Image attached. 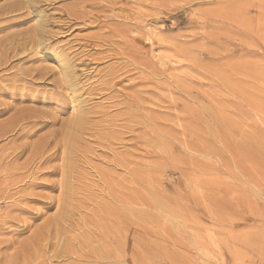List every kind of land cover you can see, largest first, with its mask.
<instances>
[{
	"label": "rangeland",
	"instance_id": "obj_1",
	"mask_svg": "<svg viewBox=\"0 0 264 264\" xmlns=\"http://www.w3.org/2000/svg\"><path fill=\"white\" fill-rule=\"evenodd\" d=\"M51 1L43 46L70 54L93 123L57 227L61 173L32 177L27 147L72 118L70 93L41 52L0 64V264H264V0ZM82 1L99 19L60 30ZM15 13L1 38L36 22Z\"/></svg>",
	"mask_w": 264,
	"mask_h": 264
},
{
	"label": "bare ground",
	"instance_id": "obj_2",
	"mask_svg": "<svg viewBox=\"0 0 264 264\" xmlns=\"http://www.w3.org/2000/svg\"><path fill=\"white\" fill-rule=\"evenodd\" d=\"M48 2H52L51 0H9L8 2L1 4L0 5V17L2 19V17L4 18V16H7V14L9 13H15V12H19L21 13L22 17H29V16H34L35 18V23L33 22V24L25 29H23L22 31H11L5 34L4 38H1L0 40V64L1 66H3L2 64L5 63L9 60V59H14V57L16 56H20L19 58H25V57H30L35 56V54H37V52H41V57L42 59H47V60H54L58 65V70H59V74L60 76L58 77V79L56 80V86H60L63 88H66V90H68L70 93L69 97L65 96L66 90L63 92L64 95H62V93H59L57 95V98H61V100H68L71 105L73 104V109L74 112H72V118L70 120H68V122H64L63 124H60V127L58 126V128L56 129H52L50 132L48 130V134L45 136H42L40 138L37 139L36 143L31 144L30 146L27 147V150L29 149L30 151V158L27 159V165L29 166L30 162H32V164L36 165V168L34 171L30 172L32 177L35 173L37 174L38 172H40L41 170L45 169L47 171V173H51V172H55L56 170L59 171L61 173L62 176V180L60 181V195L57 198V204H58V209L56 212L55 217L53 218V222L55 224V226L57 225H62L69 221L71 215H72V203H71V195L73 194V179H74V173L76 170V162H77V145L78 142H80V139L82 137V135L88 131L90 129L91 124L93 123V119L90 116L91 114V110L89 111L88 108L85 105V100L82 97V94L80 93L81 91L79 90V85H78V81H77V76L75 74L74 69V64H73V60H71V58L69 57V53L66 52L65 49L62 48V50H56L55 47L54 49L51 48L50 46L48 47H44V41H45V36H49L48 33H50L51 31L49 29H47L48 23H52V16L49 15H45L41 9H39V5H42V3H48ZM88 3V2H87ZM49 4V3H48ZM47 4V5H48ZM52 4V3H51ZM84 2H78L73 4L72 6H70V9H67V11H63V14L65 13L66 16V20H60V24H58L59 29L63 30V31H68L69 29H71L72 25L76 22H82L84 24L85 20H89L90 22H94L95 20L99 19V15L94 14L91 11H86L84 9ZM91 6V5H90ZM67 8V7H65ZM69 8V7H68ZM62 9V8H61ZM64 10V9H63ZM61 11V10H60ZM16 14V13H15ZM61 14V13H60ZM20 15V14H19ZM21 18V17H20ZM33 18V17H32ZM92 18V20H91ZM54 21V20H53ZM57 23H59L57 21ZM86 25V24H85ZM49 27V26H48ZM50 31V32H49ZM62 31V32H63ZM48 32V33H47ZM60 32V31H59ZM64 33V32H63ZM47 34V35H46ZM51 34V33H50ZM51 36V35H50ZM49 36V37H50ZM54 36V35H53ZM48 37V38H49ZM57 37V36H56ZM85 38V37H84ZM89 41V40H88ZM95 43V42H94ZM76 44V43H75ZM82 44H84L85 46H90L92 44H89L87 42V40L83 41V42H78V46H81ZM48 45V44H47ZM94 45V44H93ZM96 46V44H95ZM58 47V46H57ZM56 47V48H57ZM71 47V46H70ZM59 48V47H58ZM78 48V47H77ZM87 48V47H86ZM94 48V46L92 47ZM85 51V50H84ZM83 51V52H84ZM90 51V50H89ZM75 52V51H74ZM86 54V53H85ZM94 54V53H93ZM82 56V55H81ZM78 57V55H77ZM98 57V56H97ZM38 58V57H37ZM39 58V59H40ZM38 59V60H39ZM93 59V58H92ZM29 60V59H28ZM97 60V59H96ZM27 61V60H26ZM42 61V60H41ZM84 61V59H83ZM93 61V60H92ZM98 61V60H97ZM85 62V61H84ZM80 63V62H79ZM82 63V61H81ZM91 63V62H90ZM96 63V61H95ZM84 64V63H83ZM86 64V63H85ZM23 65V64H22ZM22 65L20 64V67H22ZM87 65H89L87 63ZM1 68V67H0ZM48 68L46 67H41V68H33V69H29V68H18L19 73L17 75L20 74L21 77H17L16 79L13 78V82H17L18 84L20 83H24V81H27V77L31 76L33 77L34 72H36L37 70L39 72H42V70H46ZM92 69V68H91ZM113 69V68H111ZM57 70V69H56ZM54 70V71H56ZM57 70V71H58ZM82 70V69H81ZM88 71H90L89 69H87ZM114 70V69H113ZM119 70V69H118ZM52 70V73L54 72ZM112 71V70H111ZM120 71V70H119ZM38 72V74H39ZM115 72V71H114ZM113 72V73H114ZM55 73V72H54ZM58 73V72H57ZM88 73V72H86ZM112 73V74H113ZM42 74V73H41ZM56 74V73H55ZM58 74V75H59ZM36 75V73H35ZM57 75V76H58ZM87 75V74H86ZM43 76V75H42ZM81 76V75H80ZM90 76V75H89ZM79 77V76H78ZM83 77V76H82ZM85 77V75H84ZM110 77V76H109ZM29 78V77H28ZM38 78V77H37ZM115 78V76H114ZM47 79V77H46ZM49 79V77H48ZM83 79V78H82ZM85 79V78H84ZM52 80H55V78L53 77ZM105 80V79H104ZM120 79L117 80V82ZM51 81V79H50ZM12 82V83H13ZM29 81H27L28 83ZM31 82V80H30ZM113 82L115 83V79L113 81V79H109L106 82V86L110 85L111 83L113 84ZM11 83V84H12ZM55 85V82H52ZM14 84V83H13ZM16 84V85H18ZM26 84V83H25ZM24 84V86H25ZM21 85V84H20ZM90 85V84H89ZM55 86V87H56ZM86 87V85H83V87ZM95 86V85H94ZM9 87V86H8ZM20 87V86H18ZM111 87V85L109 86V88ZM13 88V86H12ZM11 86L9 89H11ZM17 88V87H16ZM24 88V87H23ZM19 89V88H18ZM17 89V91H18ZM22 89V88H21ZM81 89V88H80ZM85 89V88H84ZM108 90V87H104V88H100L98 91L100 90ZM10 90V91H11ZM60 90V89H59ZM87 90V88L85 89ZM96 89L92 88L88 89L87 93H91L93 91H95ZM9 91V92H10ZM14 91V89H13ZM21 91V90H20ZM57 91V90H56ZM15 92V91H14ZM62 92V91H61ZM57 93V92H56ZM83 93V92H82ZM104 93V92H102ZM14 94V93H13ZM100 94V93H99ZM23 95V93H22ZM33 95V94H32ZM92 95V94H89ZM15 96V95H14ZM26 96V95H25ZM54 97V94L52 95ZM87 97V96H86ZM130 97V96H129ZM55 98V97H54ZM129 99V98H128ZM51 100V99H50ZM54 100V99H53ZM56 100V99H55ZM87 100V99H86ZM57 101V100H56ZM60 101V99H59ZM62 101V102H63ZM58 102V101H57ZM56 102V104H58ZM67 102V103H69ZM65 103H63L64 106ZM59 105V104H58ZM57 105V106H58ZM62 105V103H61ZM16 107V106H15ZM61 107V106H60ZM66 108V106H64ZM72 107V106H71ZM95 108V106H93ZM21 108V107H19ZM62 108V107H61ZM17 109V108H16ZM32 109V108H31ZM60 109V108H59ZM97 109V108H96ZM57 110V109H55ZM65 110V109H64ZM21 112V110H20ZM34 112V111H33ZM32 112V114H33ZM40 112V111H39ZM52 114V111H50ZM30 113V112H29ZM37 113V112H36ZM47 113V112H46ZM45 113V114H46ZM27 114V113H26ZM35 114V113H34ZM39 114V113H38ZM37 114V115H38ZM49 114V112H48ZM51 114H49L48 116H50ZM58 114V113H57ZM36 115V116H37ZM32 116V115H31ZM35 116V115H34ZM35 116V117H36ZM44 116V115H43ZM41 116V117H43ZM59 117V115H57ZM130 116V115H129ZM132 116V115H131ZM33 117V116H32ZM34 117V118H35ZM40 117V116H39ZM45 117V116H44ZM43 117V119H44ZM47 117V115H46ZM52 117L51 119L54 122V116H50ZM18 118V116L15 118V120ZM37 118V117H36ZM32 119V118H31ZM40 119V118H38ZM60 120V118H58ZM11 120V119H10ZM14 120V121H15ZM19 120V119H18ZM34 120V119H33ZM48 120V119H47ZM46 120V121H47ZM13 121V120H12ZM11 121V122H12ZM13 121V122H14ZM41 121V120H40ZM39 121V122H40ZM43 121H41L42 123ZM59 122V121H58ZM7 123V122H6ZM10 123V121H9ZM26 123V121H25ZM30 123L31 126H35L34 124L37 123V121H28L27 124ZM41 123H37L36 125H41ZM49 123V122H48ZM60 123H62L60 121ZM14 124V123H13ZM20 124V123H19ZM18 124V125H19ZM22 124V123H21ZM24 124V123H23ZM45 124V123H44ZM50 124V123H49ZM58 124V123H56ZM29 125V124H28ZM27 125V126H28ZM43 125V124H42ZM99 125V124H98ZM30 126V125H29ZM32 126V127H33ZM51 126V125H50ZM53 126V125H52ZM9 125L7 123V125L4 126L5 131L8 130ZM23 127V126H22ZM41 127V126H40ZM44 127V126H43ZM55 127V126H54ZM36 128V127H35ZM50 128V129H51ZM14 126L11 130H9L10 132H12L14 130ZM28 129V128H27ZM2 130V129H1ZM19 130V129H18ZM95 130V129H94ZM4 131V133H5ZM98 131V130H96ZM27 132V131H26ZM21 132H19L20 134ZM47 133V132H46ZM90 133V132H88ZM6 134V133H5ZM8 134V133H7ZM18 134V133H16ZM18 134V135H19ZM22 135V134H20ZM85 139V138H84ZM264 142V141H263ZM251 143V142H250ZM28 144V143H27ZM81 144V143H80ZM79 144V145H80ZM256 144V143H255ZM247 145V144H246ZM250 145V144H249ZM258 146V145H257ZM18 148V147H17ZM25 148V147H24ZM20 149V148H19ZM22 149V147H21ZM20 149V150H21ZM254 149V148H253ZM26 150V149H25ZM19 151V150H18ZM24 151V150H23ZM59 151L62 153L61 154V158L59 159V163L58 164H54V165H50V166H45L49 161H51L52 159H56V155L58 156ZM20 153V152H17ZM58 153V154H57ZM257 153V152H256ZM19 155V154H18ZM22 155V154H21ZM257 155V154H256ZM17 156V155H16ZM249 156V155H248ZM14 157V155H13ZM81 157V156H80ZM53 161V160H52ZM26 165V167H27ZM33 165V166H35ZM31 166V164H30ZM28 169V168H26ZM16 170V169H15ZM29 170V169H28ZM44 170V171H45ZM17 171V170H16ZM31 171V169H30ZM15 172V171H14ZM8 173V172H7ZM14 175V174H12ZM16 175V174H15ZM30 175V174H29ZM30 175V177H31ZM27 176V175H26ZM37 178V177H36ZM27 179V178H26ZM29 179V178H28ZM35 179V178H32ZM30 179L28 182H31ZM77 179V177H76ZM17 180V179H16ZM19 180V179H18ZM21 180V179H20ZM25 180V178H24ZM75 181V180H74ZM10 182V180H9ZM18 182V181H17ZM21 182V181H20ZM27 183V181H26ZM25 183V184H26ZM33 183V182H32ZM28 184V183H27ZM30 184V183H29ZM28 184V185H29ZM75 185V184H74ZM76 191V190H75ZM3 192V191H2ZM74 192V191H73ZM56 204V206H57ZM74 204V203H73ZM53 224V223H52ZM68 224V223H67ZM53 225V227H55ZM59 227V226H57ZM53 229V228H52ZM66 230V229H65ZM45 231V230H44ZM59 231V230H58ZM43 233V232H42ZM49 233V232H48ZM58 233V232H57ZM52 234V233H51ZM49 234V235H51ZM53 235V234H52ZM61 235V234H59ZM98 249V248H97ZM96 249V250H97ZM117 249V248H116ZM104 250V249H103ZM93 251V250H92ZM94 252V251H93ZM104 252V251H103ZM88 254V253H87ZM100 254V253H99ZM108 256V255H107ZM100 257V256H99ZM89 258V257H88ZM96 259V258H95ZM101 260V259H99ZM96 260V261H99ZM108 260V259H107ZM93 262V261H92ZM115 263V262H114ZM95 264V263H94Z\"/></svg>",
	"mask_w": 264,
	"mask_h": 264
}]
</instances>
